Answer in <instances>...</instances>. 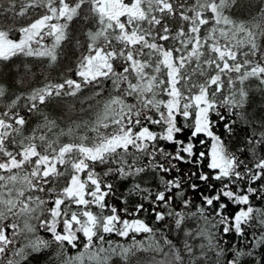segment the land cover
<instances>
[{
    "label": "trees",
    "instance_id": "16d2710c",
    "mask_svg": "<svg viewBox=\"0 0 264 264\" xmlns=\"http://www.w3.org/2000/svg\"><path fill=\"white\" fill-rule=\"evenodd\" d=\"M46 1L48 3L37 1L31 4L28 0H0V30L9 33L19 46L26 47V41L20 40L22 35L19 33L32 30L33 21L42 15L49 20L54 16L59 18V27L65 28L66 32L57 43L49 41L48 35L35 36L28 45L35 52L24 48L12 57L0 60V105L11 108L13 113L23 114L22 124L14 126L17 127V131L14 130L15 139L33 144L43 155L52 156L64 144L97 147L130 120H134L137 126L147 125L153 130H162L165 125L161 115L170 94L167 90L168 75L161 63L160 53L156 51L152 55L147 53L146 48L131 51L127 46L119 51L124 56L125 67L130 62L126 54L131 52L138 56L135 62H138L139 72L125 84L107 83L102 75L95 74L91 79L77 76L74 73H80L78 68L86 55L97 48L108 50L106 52L113 55L110 63L116 66L120 61L116 57V48L122 43L118 45L114 42L115 35L112 33L108 35L107 42L105 37L95 34L101 30L111 32L112 27L100 19L95 10H89L88 1L65 0L67 5L60 14L58 8L64 5L63 1ZM162 1H167V4H162ZM211 3L214 4V14L209 8ZM70 8L73 13L66 14ZM144 10L147 18L141 23L143 29H150V36L152 33L156 37L170 34L175 56L192 46L189 28L199 16L204 18L194 57L185 61L175 85L180 100L179 109L183 111L193 106L191 98L200 83L206 86L208 77L219 73L215 85L210 88L212 106L209 119L219 121V117L224 116L226 120H234L238 129L242 130L237 135H225V154L232 160V167L220 183L225 180L231 183L236 179V172L241 174L236 183H247L248 177L255 171L253 165L264 159V0H160L155 5L144 7ZM152 15L155 18H151ZM178 39L181 43L176 42ZM217 44L222 52L229 53L220 56L219 70L213 67L217 57L214 46ZM42 47L51 48L49 56L39 52ZM224 62L231 65L230 70H223ZM234 64L239 65L240 73L233 69ZM187 71L196 75L194 86L184 83ZM69 76L74 77L71 83L66 82L70 80ZM50 86L51 91L47 94L45 89ZM57 88L63 89V92L55 90ZM38 94L45 95L42 101L37 100ZM195 116L178 114L170 133L176 128L181 129L177 135L186 142L187 134L190 135L191 129L196 126ZM153 120L159 123L151 122ZM222 123L220 128L214 125L213 130L220 133ZM198 135L205 139L204 134ZM155 141L157 145L154 148L148 146L127 155L115 150L88 160V205L84 207L64 202L58 208L55 202L57 196H63L60 192L66 183L63 179L51 176V183L42 186L38 180V166L28 162L26 168H21L22 172L18 169L14 174L15 185L9 193L10 199L2 202L0 196V228L6 225L2 229L11 241L5 246V251L0 252V264H8L9 260L12 264H21V258L29 251L26 248L28 242L36 236L48 235L45 231L47 225L42 228L41 221L52 220L58 229L63 230L62 225L65 219H70V214L74 213L79 220H83V211H88L99 234L112 205L116 206L121 217L125 213L119 209H130L139 202L149 207L148 200H142V197L155 196L158 185L167 188V168L175 163L182 165L181 171L191 168L190 162L174 161L176 145L168 138L157 137ZM206 143L210 146L211 138H206ZM194 146L197 154L207 151L198 141H194ZM6 183V173L0 172V195L5 193L3 190L6 188L1 186L7 187ZM56 209L59 212H54ZM142 215L152 224L153 233H130L127 237H120L114 232L104 233L105 241H118L124 245L136 241L147 243L145 237L154 235L164 245L162 251L141 255L149 258L164 255L167 264H224L226 253L217 260L216 252L217 247L224 246L222 239L218 243L193 239L180 228L170 232L174 247L173 244H164L163 225L156 223L150 212ZM243 246L247 248L246 244ZM229 247L235 250L232 245ZM17 249H20L19 254ZM69 251L75 250L69 247ZM118 252L119 249L112 264H121Z\"/></svg>",
    "mask_w": 264,
    "mask_h": 264
},
{
    "label": "snow or ice",
    "instance_id": "6c2138e0",
    "mask_svg": "<svg viewBox=\"0 0 264 264\" xmlns=\"http://www.w3.org/2000/svg\"><path fill=\"white\" fill-rule=\"evenodd\" d=\"M221 122L222 131L218 133L213 126L220 128ZM181 131L176 128L171 137L166 138L176 145L174 161L190 162L191 168L181 171L180 163L167 168V188L158 185L155 196L142 197V200H148L149 207L139 202L130 209H119L125 213L121 217L116 206L112 205L99 234L94 221L76 227L66 222L63 230L58 229L52 220L41 221L42 228L47 225L45 231L48 235L36 236L28 242L26 248L29 251L21 258V264H112L117 249L121 264H167L164 255L151 258L141 255L162 251L164 245L154 235L145 237L147 243L136 241L128 245L104 239V233L114 232L120 237H127L130 233H153L152 224L142 215L149 212L156 223L163 225L164 244L175 247L170 232L183 228L193 239H207L213 243L222 239L224 246L217 247L216 252L217 260L226 253L224 264H264V183H261L264 180V159L253 165L255 171L247 183H236L241 175L239 172L231 183L227 180L220 183L232 167V160L225 154V135H237L242 130L234 120L220 116L219 121L206 119L193 127L186 142L177 135ZM198 134H204L205 139ZM206 138H211L210 146ZM194 141L207 151L197 154ZM9 243L6 231L0 228V252L5 251ZM245 244L247 248L243 246ZM69 247L75 251L70 252ZM19 251L17 249V254ZM8 264L12 261L9 260Z\"/></svg>",
    "mask_w": 264,
    "mask_h": 264
},
{
    "label": "flooded vegetation",
    "instance_id": "af4514ba",
    "mask_svg": "<svg viewBox=\"0 0 264 264\" xmlns=\"http://www.w3.org/2000/svg\"><path fill=\"white\" fill-rule=\"evenodd\" d=\"M156 1L160 0H88L89 10H95L98 13L99 18L104 19L107 22L108 26L112 27L111 32L101 30L95 32V34L97 36H101L102 38L105 37L104 39L107 42L108 35L112 33L115 35L113 41L117 42L118 45L122 43V46L116 48L118 52V55H116V57L120 61H118V64H115L116 66H114L110 63L113 55H111L109 52H106L108 50L103 51L102 48H97L94 50L92 54L93 58L91 60L92 62L101 61L104 64L101 69L98 71V67L96 66L93 73L92 70L88 71V76L83 72H77L74 74L77 76H82L83 78L85 77L87 79H91L95 74L102 75V77H105L107 83H118V85L120 83L125 84L126 82L130 81L134 74L139 72L138 62H135V57L138 56H135V54L131 52L126 54L130 62L128 64V67H125L123 64L124 56L120 55L119 51L123 50L125 46H127L131 51H133L135 48H146L147 53H150L152 55L156 51L160 53L161 63L168 75V84L169 86H175L178 80V75L183 68L185 61L191 60L192 57H194L195 51L198 47L199 39L201 38V32L205 20L204 18L199 16L198 21L190 26L189 39L192 46L190 48H187L183 54L175 56L172 47L173 38L172 36H170V34L163 33L160 36L156 37V34L152 33L150 36V29H143V26L141 24L142 21L147 18V13H145L144 7L155 5ZM161 3L167 4V1H162ZM97 10H99L100 13ZM123 11L126 12L123 13ZM140 12H144L145 16L140 22H138L135 18L138 17V14ZM46 18L48 17L45 16V20ZM151 18H155V16L152 15ZM194 26L195 28L192 29L191 27ZM119 35L122 36V39ZM176 42L181 43V40L178 39L176 40ZM217 48L218 44L217 46H214V50L216 53L218 52ZM26 51H30V49L28 48ZM17 53L18 52L13 53L11 51V54H8L5 57L1 56L0 60L8 59L9 57H12ZM162 54L163 56H161ZM166 54H171V62H164ZM99 55L100 59L102 57L101 60L98 57ZM86 58L88 59V54ZM85 61L86 60H84L83 62ZM82 64L80 65V69L82 67ZM213 67H217V70L220 69L218 55L216 57V60L213 62ZM234 67L235 66H233V68ZM68 79L74 81L73 76H69ZM217 79L218 73H213L210 77H208L206 86H204L203 83H200L199 89L194 94V96L197 94H200L202 96L206 95L208 90L215 85ZM169 86L167 87V90ZM55 90L63 92V89L61 88H57ZM50 91L51 86L49 91L45 92L48 94ZM69 93L70 92H68L67 94ZM44 96V94H38L36 98L37 100L42 101L44 99ZM193 97L191 98V100L193 99ZM179 108L180 100L178 99V92L175 91L173 92V95L169 96L168 101L165 104L164 114L161 115V121L165 125L162 130H153L147 125L137 126L135 125L134 120H130L125 123L126 126L124 124V126L116 129L118 130L116 134L109 136L105 140V145L103 146L99 145L97 147H88V145L84 144H64L54 154H52V156H50L40 153L33 144H29L28 142L25 143V141H21V139L18 141L15 139L14 130L17 131V127L14 126H20L22 124L23 114L17 112L13 113L11 108H4L0 105V172L6 173L8 180V183H6L7 187L1 186L2 189L6 188L3 190L5 191V193L0 195L2 197L1 201L6 202L10 199L11 188L15 185L14 174L18 172V169H20L21 171V168H26L29 164L28 162H30L39 167L40 178L38 180L39 182H41L42 186L51 183V176L61 178L66 182L62 185V189L60 191L61 193H63V196L56 197L55 203L58 208H60L61 204L64 202H69L70 205L73 206L77 204L83 207L88 205V160L100 158L104 154L115 150L120 151L121 155H127L130 154L131 151H139L148 146L154 148L155 145H157V142L155 141L157 137H171L172 134L170 133V130L172 129V124L175 120L176 114L181 113L183 115H186L185 111H181ZM209 110L210 107L208 109L203 104L200 106L195 104L196 126L200 123H204L206 119H209ZM151 122L159 123L156 120H153ZM162 132L164 133V135H162ZM113 137H116L117 139L114 141L112 139ZM14 140L17 142H14ZM81 152L85 154V157L79 160ZM78 161V165H80L82 168L80 171H78L75 166ZM77 174L78 176H76ZM72 177H74V179L71 181ZM77 191L81 192V196H83V199L86 200V203L81 202L80 199L82 198L77 199V201L74 200L73 196L76 197ZM54 212H59V209L54 210ZM87 212L88 211H86V213ZM69 217L70 219H65V223H70L71 221L73 223H76L77 221H79L78 216L74 213L70 214ZM83 217H85V214L83 215ZM59 220L60 218L58 216V221ZM5 227L6 225H2V228L5 229ZM63 228L64 224L62 225V229Z\"/></svg>",
    "mask_w": 264,
    "mask_h": 264
},
{
    "label": "rangeland",
    "instance_id": "374dc122",
    "mask_svg": "<svg viewBox=\"0 0 264 264\" xmlns=\"http://www.w3.org/2000/svg\"><path fill=\"white\" fill-rule=\"evenodd\" d=\"M29 1V3H31V4H36V2L37 1H44V2H46V3H48V1H46V0H28ZM61 1H63L64 2V5H60V9L58 8V14H60L61 12H63L64 10H65V5H67V3L65 2V0H61ZM81 1H88V0H81ZM91 2V1H90ZM45 3V5L46 6H48L47 4ZM50 8V7H49ZM209 8L211 9V11H213V14H214V4L213 3H211L210 5H209ZM51 9V8H50ZM52 10V9H51ZM98 12H99V10H97ZM73 13V10H72V8H70V9H68L67 11H66V14H69V13ZM100 13V12H99ZM62 16V15H61ZM144 16H145V13L144 12H140L139 14H138V17H136L135 19L138 21V22H140L141 20H142V18H144ZM134 21V20H133ZM132 21V22H133ZM45 22L47 23V25L44 27V29L43 30H45V31H43V32H40V30L38 29V27H36V26H33V28H32V30H22L19 34H21L22 35V37H21V41H26V47H25V50H27L28 49V45H29V43L30 42H32L31 41V39L33 38V37H35V36H39L40 35V37H42V36H44V35H48L49 36V41H51V42H54V43H57V42H59L62 38H63V36L65 35V28H63V27H59L60 26V22H59V18H57L56 16H54V19L52 18L51 20H49L48 18H46V20H45ZM192 29H194L195 28V26L194 27H191ZM120 36V38L122 39V36L121 35H119ZM48 41V42H49ZM47 42V43H48ZM19 46V44L16 42V41H14L13 39H12V37L9 35V33H7V32H5V31H2V30H0V57L1 56H3V57H5V56H7L8 54H11V51L14 49V48H16V47H18ZM31 46H35V45H31ZM215 46H217V45H215ZM36 47L38 48V45H36ZM39 47H41V46H39ZM45 47V46H44ZM44 47H42V49L39 51V52H41V53H43L44 52V54L46 55H48L49 56V54H50V52L52 51L51 50V48L50 47H46V49L44 48ZM220 46L218 45V48H217V55H218V57H219V59H220V56L222 55V54H229L228 53V51H224V52H222L221 50H220ZM39 49V48H38ZM30 51H35V50H30ZM15 53V52H14ZM92 54L93 53H91V54H88V59L86 58L85 60V62H83V64H82V67H81V69H80V67L78 68V70H80V72H83L85 75L87 74V76H88V71H90V70H92V73L95 71V67L97 66L98 67V71L101 69V67L104 65L101 61L99 62V61H95V62H92ZM165 54V53H164ZM44 56V55H43ZM87 56V55H86ZM161 56H163V54L161 55ZM99 57V59H100V55L98 56ZM165 57H166V55H165ZM101 59H102V57H101ZM100 59V60H101ZM99 63V64H98ZM86 64V65H85ZM224 68H223V70H230V68H231V65H225V62H224ZM233 69H235L238 73H240V71H239V65L238 64H236V66L233 68ZM218 75H219V73H218ZM66 82L67 83H71V80H66ZM49 89H50V87H47L46 88V90L45 91H49ZM175 91H177L176 90V88H175V86H173V85H170L169 86V88H168V94H170V95H173V92H175ZM169 95V96H170ZM204 96H202V95H200V94H197V95H195L194 97H193V103H196L197 101H199V100H202V99H204L203 98ZM201 113V112H200ZM200 113H199V115H200ZM200 124H202V123H200ZM199 125V124H198ZM172 127H173V125H172ZM114 141L117 139L116 137H113L112 138ZM105 143V141H102L99 145L100 146H103V145H105L104 144ZM56 155V154H55ZM55 155H53V156H55ZM85 157V154L83 153V152H81V154H80V159L79 160H81L82 158H84ZM54 158V157H53ZM79 164V161H78V163H76L75 164V166H76V168H77V170L78 171H80L82 168H81V166L80 165H78ZM76 176H78V174L76 175ZM74 179V177H72L71 178V181ZM80 188V187H79ZM78 188V189H79ZM81 190V189H80ZM73 198H74V200H76L77 201V199H79V198H82V199H80L81 200V202L82 203H86V200H84L83 199V196H81V192L80 191H77L76 192V197H74L73 196ZM85 214V217L83 218V220H79V221H77V223H72V222H70V224L73 226V227H76L78 224H80V223H84V222H90V219H91V216H88V215H86V214H88V212L86 213V211H83V215ZM73 218H76V217H73Z\"/></svg>",
    "mask_w": 264,
    "mask_h": 264
},
{
    "label": "bare ground",
    "instance_id": "6f19581e",
    "mask_svg": "<svg viewBox=\"0 0 264 264\" xmlns=\"http://www.w3.org/2000/svg\"><path fill=\"white\" fill-rule=\"evenodd\" d=\"M25 47H22V46H19V47H16V48H14L13 50H12V52L14 53V52H21L23 49H24ZM184 74H186L185 75V77H184V80H185V84L186 85H189L190 87L191 86H194L197 82H196V75H195V73H191V71H187V72H185ZM210 95H211V90L209 89L208 90V92H207V94L206 95H204V99H202V100H199V101H197L196 103H193V99L191 100V102H192V105L193 106H189V107H187V108H185L184 109V111H185V114L186 115H190V114H195V104L196 105H198V106H200V105H204L205 107H207L208 109H209V107H210V109H211V106H212V99H211V97H210ZM178 114H176V116H177ZM162 135H164V133L162 132ZM127 170H129V167H127L126 168Z\"/></svg>",
    "mask_w": 264,
    "mask_h": 264
},
{
    "label": "water",
    "instance_id": "95a60500",
    "mask_svg": "<svg viewBox=\"0 0 264 264\" xmlns=\"http://www.w3.org/2000/svg\"><path fill=\"white\" fill-rule=\"evenodd\" d=\"M122 12V11H121ZM126 11H123V13H125ZM34 25H36L38 28H44L46 25L45 22V16H39L33 23ZM164 62L168 63L171 62V54H166V57L164 58Z\"/></svg>",
    "mask_w": 264,
    "mask_h": 264
}]
</instances>
